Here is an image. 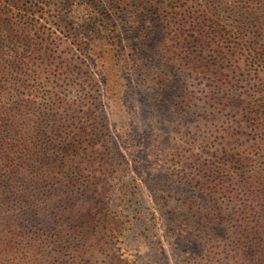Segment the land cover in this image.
I'll use <instances>...</instances> for the list:
<instances>
[{"label":"rangeland","instance_id":"rangeland-1","mask_svg":"<svg viewBox=\"0 0 264 264\" xmlns=\"http://www.w3.org/2000/svg\"><path fill=\"white\" fill-rule=\"evenodd\" d=\"M126 2L28 1L30 11L18 25L26 28L28 44L46 39L53 52L47 58L30 52V45L25 48L26 124L30 129L35 118L43 117L40 129H33L41 130L50 157L42 168L41 196L66 192L72 201L64 205L83 214L90 207L86 200L101 194L121 230L115 248L136 264L200 263L209 252L220 257L239 215L235 202L200 188L201 168L209 165L215 171L225 156L224 141L233 135L256 77L243 68L222 98L184 55H167L169 47L180 43L172 27L166 28L161 6L155 0ZM198 2L182 0L180 5L195 12ZM17 11L13 17L20 20ZM191 45L199 60L200 48ZM206 55L213 61L212 53ZM17 99L11 98L14 104ZM53 118L59 119L64 137L52 136L51 143ZM76 131L83 132L82 139ZM235 137L240 147L255 150L252 134ZM99 162L106 166L100 178L104 185L88 179L93 171L101 174L95 167ZM79 218L67 217L57 225L43 214L42 231L56 226L67 240L60 252L44 246L43 260H103L110 245L101 239L102 226Z\"/></svg>","mask_w":264,"mask_h":264},{"label":"trees","instance_id":"trees-1","mask_svg":"<svg viewBox=\"0 0 264 264\" xmlns=\"http://www.w3.org/2000/svg\"><path fill=\"white\" fill-rule=\"evenodd\" d=\"M28 1L0 0V264H53L43 260L42 248L50 246L60 252V246L65 247L67 240L56 226L47 233L42 231L39 224L43 214H49L57 225L66 222L67 217L76 219L77 215L85 218L84 223L102 226L101 239L110 247L106 252V248L103 250L102 261L97 259L89 264H136L115 248L121 230L101 194L86 200L90 207L83 214L64 205L72 201L66 192L60 195L49 189L50 193L41 196L42 168L46 162L50 163V157L44 151L41 130L33 129H40L43 117L35 118V126L30 129L26 124L30 119L24 113L26 92L22 91L28 76L25 48L30 45V52L47 58L53 52L46 39L35 38L28 44L26 28L18 25L30 11ZM112 1L127 3V0ZM155 1L164 11L166 28L172 27L171 32L180 43L168 48L169 57L184 55L192 69L200 73V79L217 87L222 98H227L230 86L243 68L256 77L257 83L247 105L239 109L233 135L224 141L225 156L220 157V164L215 171L209 165L201 168L204 180L200 188L208 190L211 196L235 202L239 221L231 243L220 257L209 252L200 257V263L193 264H264V0H200L195 12L180 5L182 0ZM16 10L20 20L13 17ZM193 42L200 48L199 60L191 51ZM207 53H212L213 61ZM257 95L259 98H255ZM11 98H18L16 104ZM49 120L54 122L50 125L49 139L53 143L52 136H64L59 119ZM239 134H252L255 150L240 147L235 137ZM82 135L83 132L76 131V138L82 139ZM233 144L238 146L231 149ZM76 148L81 150V145ZM68 153L61 158L66 160ZM225 162L227 167L223 166ZM103 163L95 164L101 174L93 171L88 179L98 178L104 185L105 180L100 179L106 170Z\"/></svg>","mask_w":264,"mask_h":264}]
</instances>
